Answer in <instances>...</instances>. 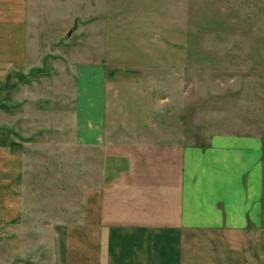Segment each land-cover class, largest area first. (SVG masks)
I'll return each mask as SVG.
<instances>
[{"label":"rangeland","instance_id":"374dc122","mask_svg":"<svg viewBox=\"0 0 264 264\" xmlns=\"http://www.w3.org/2000/svg\"><path fill=\"white\" fill-rule=\"evenodd\" d=\"M31 9L30 55L0 66V145L16 144L18 183L69 203L52 212L72 220L75 199L100 183L99 148L74 135L95 116L110 122L104 144L126 151L214 134L259 137L264 151V0H32Z\"/></svg>","mask_w":264,"mask_h":264},{"label":"crops","instance_id":"0c3cea01","mask_svg":"<svg viewBox=\"0 0 264 264\" xmlns=\"http://www.w3.org/2000/svg\"><path fill=\"white\" fill-rule=\"evenodd\" d=\"M31 4L0 0V66L30 55ZM108 123L95 116L74 132L78 147L99 148L100 183L75 199L68 221L51 207L66 199L18 183L20 158L0 145V255L9 264H264L261 138L214 134L198 146L126 151L104 144Z\"/></svg>","mask_w":264,"mask_h":264},{"label":"trees","instance_id":"16d2710c","mask_svg":"<svg viewBox=\"0 0 264 264\" xmlns=\"http://www.w3.org/2000/svg\"><path fill=\"white\" fill-rule=\"evenodd\" d=\"M2 146H7L5 143H3V144H1ZM16 146V144L15 143H11V144H9V147L10 148H14Z\"/></svg>","mask_w":264,"mask_h":264},{"label":"water","instance_id":"95a60500","mask_svg":"<svg viewBox=\"0 0 264 264\" xmlns=\"http://www.w3.org/2000/svg\"><path fill=\"white\" fill-rule=\"evenodd\" d=\"M69 35V34H68Z\"/></svg>","mask_w":264,"mask_h":264}]
</instances>
